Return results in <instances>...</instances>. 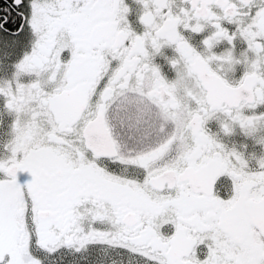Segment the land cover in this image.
I'll use <instances>...</instances> for the list:
<instances>
[{
	"label": "snow or ice",
	"instance_id": "1",
	"mask_svg": "<svg viewBox=\"0 0 264 264\" xmlns=\"http://www.w3.org/2000/svg\"><path fill=\"white\" fill-rule=\"evenodd\" d=\"M0 264H264V0H0Z\"/></svg>",
	"mask_w": 264,
	"mask_h": 264
}]
</instances>
